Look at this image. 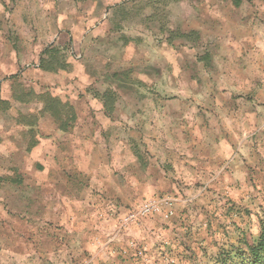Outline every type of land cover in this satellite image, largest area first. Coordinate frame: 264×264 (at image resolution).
Returning <instances> with one entry per match:
<instances>
[{
    "label": "rangeland",
    "instance_id": "obj_1",
    "mask_svg": "<svg viewBox=\"0 0 264 264\" xmlns=\"http://www.w3.org/2000/svg\"><path fill=\"white\" fill-rule=\"evenodd\" d=\"M240 5L235 0H0L1 44L17 42L28 50L34 45L46 46L60 31L74 37L78 33L85 40L103 30L106 36L110 31L117 33L111 37V43L118 36L120 43L128 41V47H143L147 52L143 56L140 49L136 50V55L143 56L140 61L134 58V62H111L105 54L107 62H95L90 57L98 53L100 42H94L89 59L79 60L75 56L71 60V71L63 84L41 82L37 77L21 85L0 84V125L11 128L5 133L7 146L14 141L15 122L22 116L31 118L43 109L42 102L22 103L14 99V93L21 90L41 94L50 86V93L63 102L78 100L97 108L102 103L96 95L109 89L159 92L151 97L123 95L119 106H132L136 118L141 117L143 109L146 114L148 108L158 105L169 111L187 109L188 115L167 116L176 119L181 130L190 129L187 134L192 132L196 140L222 143L230 138L229 148L218 147L219 153L226 156L227 174L182 179L175 196L159 194L172 204L165 206L161 214L137 217L128 224L123 223V217L118 226L107 227L106 233L96 232L94 236L99 235L95 241L84 245L73 237L68 257L65 251L60 252V242L55 241L53 248L57 249L48 264H220L223 251L240 247L239 239L248 233L257 235L258 222L264 219V130H253L252 124L243 130L239 110H252L258 101L264 102V90L253 82L245 85L239 72L240 17L244 11L252 12L255 4L246 2L238 8ZM260 23L264 25V17ZM255 25L256 22L251 23L252 27ZM193 26L198 28L196 36L188 33ZM172 44L181 50L174 49ZM195 58L197 62H193ZM119 72L130 74L131 88L120 89L105 78ZM261 109L264 124V103ZM36 133L38 143L45 139L40 132ZM22 139L23 143H13L17 153L24 154L28 142L34 150L29 148L32 151L27 152L40 154V146L37 148V142L30 140V134H24ZM54 145L59 153L63 152L60 143ZM58 157L52 170L71 172L73 164L69 165L68 159L59 154ZM43 159L46 161L47 157ZM0 175L7 178L1 184L7 191L14 188L11 185L23 184L8 159H0ZM78 181L72 183L90 186L91 182L87 178ZM106 182L111 184L110 180ZM104 183L102 180L101 185ZM157 196L135 195L134 203L123 211L124 216L136 214L144 201ZM9 200L0 198L6 208ZM24 200L22 206L29 209L20 206L9 212L22 223L31 224L27 215L32 203L29 198ZM40 214L47 218L52 212L43 206ZM12 230L7 233L14 235L16 229ZM12 238L11 247L15 246Z\"/></svg>",
    "mask_w": 264,
    "mask_h": 264
},
{
    "label": "crops",
    "instance_id": "obj_2",
    "mask_svg": "<svg viewBox=\"0 0 264 264\" xmlns=\"http://www.w3.org/2000/svg\"><path fill=\"white\" fill-rule=\"evenodd\" d=\"M246 2H253L255 7L252 12L251 9L247 13L242 12L240 17L239 72L245 85L253 82L255 87H263L264 90V25L259 24L264 17V0H241V5ZM241 5L238 8H241ZM253 19L257 24L254 27L251 26ZM102 32L103 30H100L98 36L93 34L92 37L82 40L83 36H78V33H75L74 37L71 33L60 31L46 46L40 48L34 45L28 50L24 45L18 46L17 42L0 43V84L9 82L21 85L24 81H33L35 77L45 83L48 80L53 85L65 83V75L69 72H47L40 68V62L45 58L44 51L53 47L60 49L68 62L75 60V56L79 60L88 58L94 42H100V50L94 57H90L94 58L95 62H107L104 61L105 54H108L111 62H134V58L135 61H140L147 54L145 48H135L131 42L129 47L128 43L126 44L128 41L120 43L118 36L117 40L111 43V37L117 33L110 31L106 36V33ZM188 33L197 35V26H193ZM172 45L171 47H174L175 44ZM188 47L189 50L192 49L191 45ZM138 49L142 51L143 56L136 55ZM174 49L181 50L178 46ZM193 62H197V59ZM127 75L119 72L105 78L111 81L109 83L115 82L120 89L131 88L133 82L130 74L129 77ZM51 87L43 93H50ZM113 91L117 101L111 108L105 107L99 98L104 92L96 95L102 103L98 108L88 106L87 103L82 104L78 100L70 102L78 118L74 123L64 124L41 112L33 114L31 118L22 116L15 122L12 128L16 133H13V143H23L22 136L30 134V140L37 142V148L40 146L39 155L28 153L31 149L34 150L32 143H26L27 150L25 149L22 155L16 152L13 143L11 146L4 144L8 140V134L6 136L5 133L11 128L0 125V159L10 161L17 177L23 183L20 186L11 185L14 188L9 191L5 190L4 186L0 187L1 199L14 198L13 201L9 200L8 208L0 202V264H39V261L40 264H48L57 249L53 248L55 241L60 242V252L65 251L68 257L71 252L70 244L74 242L73 237L84 245L86 242L95 241L99 235L94 236L96 232L106 233L107 227L118 226L120 219L126 217L123 211L134 203L135 195H158L154 198L169 200L159 194L175 196L178 183L182 179L207 176L215 178L228 173L226 156L219 153L218 147L229 148L230 138L224 139L222 143H207L202 139L196 140L192 132L187 134L190 129H187V132L181 130V126L175 123L177 120L169 116L188 115L190 112L187 109L169 111L158 105L148 108L146 114V109H143L141 117L136 118V111L132 106H119L123 95L151 97L159 92L133 89ZM50 94L52 95V92ZM263 103V100L258 101L257 107L252 110H239L243 130L247 124H252L253 130H264L261 112ZM23 124L27 126L24 128ZM29 124L31 126H28ZM110 130L116 132L110 134ZM120 131H126L127 134L123 136L117 133ZM36 132H40L45 138L40 140V143L36 140ZM54 143L62 145V153H59ZM58 154L67 158L69 165L73 164L71 172L58 173L57 170H52V166L58 162ZM44 156L47 157L46 161ZM85 178L91 180L90 186L72 183L75 180L79 183L78 180ZM102 180L104 185H101ZM106 180H110L111 184L107 185ZM28 198L32 204L27 216L28 221L33 223L24 224L18 217L13 218L14 213L9 210L22 206L23 202H26L24 199ZM43 206L52 212L47 218L40 214ZM11 228L12 231L18 229L14 231V235L7 233ZM11 238L15 244L12 247Z\"/></svg>",
    "mask_w": 264,
    "mask_h": 264
},
{
    "label": "trees",
    "instance_id": "obj_3",
    "mask_svg": "<svg viewBox=\"0 0 264 264\" xmlns=\"http://www.w3.org/2000/svg\"><path fill=\"white\" fill-rule=\"evenodd\" d=\"M236 4H241V0H235ZM196 36L195 34H193ZM185 34H179V37H185ZM45 58L40 62V68L47 72H70L71 63L68 62L62 51L56 47L44 51ZM113 90H107L99 98L104 106L111 108L116 104V97ZM14 99L22 103H30L38 100L43 103L41 113L48 114L63 122L64 124L74 123L77 120V114L74 106L70 102H63L58 97L50 93L36 94L35 92H17L14 93ZM7 178L0 175V186ZM3 185V184H2ZM257 235L248 233L245 237L239 239V246L232 250L223 251L219 255L220 264H264V219L258 222Z\"/></svg>",
    "mask_w": 264,
    "mask_h": 264
},
{
    "label": "built area",
    "instance_id": "obj_4",
    "mask_svg": "<svg viewBox=\"0 0 264 264\" xmlns=\"http://www.w3.org/2000/svg\"><path fill=\"white\" fill-rule=\"evenodd\" d=\"M165 206L171 207L172 204L168 200L158 198H150L144 201L136 214L130 213L124 219L123 223L128 224L137 217H151L161 214Z\"/></svg>",
    "mask_w": 264,
    "mask_h": 264
}]
</instances>
